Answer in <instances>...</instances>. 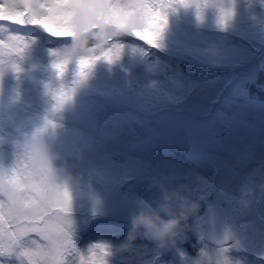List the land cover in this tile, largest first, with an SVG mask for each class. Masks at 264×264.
Returning <instances> with one entry per match:
<instances>
[{
  "label": "trees",
  "instance_id": "16d2710c",
  "mask_svg": "<svg viewBox=\"0 0 264 264\" xmlns=\"http://www.w3.org/2000/svg\"><path fill=\"white\" fill-rule=\"evenodd\" d=\"M174 3L165 10L166 18L171 21L168 36L185 44L192 54L173 57L158 43L150 46L135 36H123L119 40L120 51H113L111 59L101 58L105 61L82 79L79 109L54 111L52 119L61 127L62 137L45 140L56 157V165L66 169L69 181L67 191L73 204L72 239L78 241L69 264H80L81 257L90 255L98 245L105 253V264H156L155 260H136L130 253H160L161 244L155 239L143 234L130 239L133 219L144 212L139 204L129 201L131 192L141 187L139 176L143 168L151 171V177L140 195L151 214L165 220L182 217L179 227L170 234L173 247L158 255L163 264H264V237L261 236L264 219L258 216L250 195L245 197L241 222L229 216L233 241L203 240L196 245L194 253L188 233L192 226L189 210L182 208V213L178 212L185 198H194L197 194L200 178L219 167L220 162L233 163L239 151L253 148L254 157L247 164V172L254 173L264 167V82L258 81L261 88L252 85L258 90L255 91L248 86V77L241 69L226 66L244 64L263 49L264 29L260 27L264 26V0H225L232 11L228 23L244 27L252 22L261 24L260 30L243 34L220 27L214 20L219 18L215 8H210L207 18L198 19L179 13V5ZM10 35L20 36L29 43L18 61L21 70L16 72L5 67L0 74V109L6 101H17L32 104L31 114L44 112L53 106V99L36 97L30 90L29 78L33 77L35 69L53 65L57 60L53 50L67 45L70 40L34 26L8 25L0 30V39ZM86 46L91 48L92 42ZM90 55L102 56L103 53L96 50ZM260 64L264 67V56ZM24 74L29 76L28 81L23 79ZM113 87L120 89L123 101L118 103L103 96V92H112L105 89ZM51 88L56 94L61 91L56 83ZM155 91H164L168 97L154 98ZM183 109L203 112L211 118L209 131L218 150L206 148L200 157H190L176 146L158 147L153 155L145 147L134 146V141L145 135L142 136L143 132L154 138L160 134L170 135L173 142H181L185 128ZM27 115L21 111L17 122H22ZM92 115L98 119L100 131V146L95 155L84 142L95 129L90 119ZM226 121L230 128L228 143L223 145L219 125ZM8 131L7 127L0 126V139L6 137ZM16 152L17 148L0 146V168L10 171ZM104 172L124 173L118 178L122 179L119 181L121 191L114 196L116 218L101 214L107 200L101 180ZM127 175L129 179L125 181ZM29 236L39 241L37 234ZM23 238L22 244L26 245L29 237ZM19 253L20 246L10 255H3L0 250V264H21L24 258Z\"/></svg>",
  "mask_w": 264,
  "mask_h": 264
},
{
  "label": "rangeland",
  "instance_id": "374dc122",
  "mask_svg": "<svg viewBox=\"0 0 264 264\" xmlns=\"http://www.w3.org/2000/svg\"><path fill=\"white\" fill-rule=\"evenodd\" d=\"M173 3L179 5V13L183 12L187 15H192L193 18H198L197 9L195 7H186L180 2V0H173ZM210 10V8L203 10L201 16L207 18L211 14ZM214 20L215 22H218L219 18H215ZM170 23L171 21L167 19V23L164 25L157 43L162 47L165 53L173 57L184 56L186 53L192 54V52H188L185 44L168 36V26ZM260 26L261 24L256 22H252L246 27L243 25H233L228 23L227 28L223 29L243 34L245 31L260 30ZM260 28L264 29V26ZM206 54L210 53L206 52ZM211 54H213V52H211ZM263 56L264 44L263 49L258 50V52L244 64H229L226 66L229 68L238 67L248 77V86L255 85L256 87L261 88L258 81L264 82V67L260 64ZM190 59L194 60V57L190 55ZM103 61L105 60H96L86 69L83 76L79 74V69L75 63H71L62 76L57 75L52 65L43 69H35L33 77L29 78L30 81H28L29 76L24 74L23 79L29 82L31 92L41 99L51 97L53 99V106L44 112L31 114L30 111L32 104H25L17 101L4 102L0 109V126L7 127L9 131L6 137L0 139V146L8 145L17 148V145L26 135L35 132L37 129L44 130L45 139L47 137L61 139V127L52 119L55 113L54 111L79 109L80 97L83 92L81 81L82 79L87 78L89 73ZM197 62L202 63L201 59H197ZM55 83L60 85L61 91L67 94V99H65L62 104H59V106L57 99L54 98V96H57L58 94L53 92L51 88L52 84ZM253 89L258 91L254 87ZM105 90L112 91L109 94L103 92V96L109 98L110 101L118 103L123 101L124 95H120V89L113 87ZM153 96L158 99L168 97L164 91H155L153 92ZM183 110H185L183 112L185 128L182 132L181 142H173L169 138L170 135L160 134L158 138H154L153 136H149V133L143 132L142 136L145 135L139 140L134 141V146L136 148H140V146L145 147L146 151L151 155L155 153V149L158 147L165 146L170 148L176 146V149L190 157H200L204 154L206 148L218 150L214 138L212 137V133L209 131L211 118H208L207 114L203 112H195L188 109ZM21 111L24 112L25 115H30H27L22 122H17L18 114L20 115ZM90 119L94 122L95 129L91 136L84 138V142L87 146H91L92 154L95 155V152L100 146L99 122L94 115H92ZM229 128L230 123L228 121L219 125L221 142L223 145H227L228 143ZM251 149L253 148L248 147L245 150L236 153L233 163H231V161L220 162L219 167L207 172V174L200 178L199 190L197 191V194L194 195V198L193 196H188L182 201V206L179 208L178 212L179 214L182 213V208H188L189 210V219H191L192 226H190L188 233L190 241L192 242L193 253L196 252V245H199L203 240L211 243H227L233 240L229 225V216L233 217L238 222H241L243 219V211L246 207L245 197L247 195L252 197L258 216L264 219V167H261L254 173L246 171L248 162L252 161L254 157ZM94 155L91 156L93 157ZM215 158L219 159L217 155ZM123 174L124 173L122 172L116 174L104 172L103 176H101V180L104 183V188L107 192V200L101 209V214L113 218L117 217V212L114 210V196L121 191V183H119V181L122 179L118 180V178L122 177ZM150 177L151 171L143 168L139 176L141 187L137 191L131 192L129 196L130 202L136 203L137 205L139 204L144 212L149 213H151L149 210L150 207L145 204L146 202L141 198L142 196L140 194L143 191H141V189H144L149 183ZM88 178H90L89 180L92 179L90 176ZM126 178L128 179L129 176H124L125 181ZM117 183L118 185H116ZM177 207L179 206L177 205ZM193 208L194 210H191ZM227 208L232 211H229ZM4 226L7 227V224ZM261 236L264 237V231L263 233L261 232ZM260 240L262 241V238ZM23 241L24 238H22V242ZM173 245V236H167L164 243L160 245V253H164L169 247H173ZM77 246L78 241L73 239V246L64 257L65 264H69L71 256L75 253ZM238 246L245 249L242 244H239ZM14 249L1 250V253L3 255H10ZM130 253L134 254L136 260L143 259L145 262L149 260L152 262L155 260L156 264H163L158 256L160 253L147 254L146 252L137 253L135 251H130Z\"/></svg>",
  "mask_w": 264,
  "mask_h": 264
},
{
  "label": "snow or ice",
  "instance_id": "6c2138e0",
  "mask_svg": "<svg viewBox=\"0 0 264 264\" xmlns=\"http://www.w3.org/2000/svg\"><path fill=\"white\" fill-rule=\"evenodd\" d=\"M130 0H0V30L8 25L34 26L57 37L76 39L73 21L88 23L101 15L105 8L124 6ZM169 5L160 4L153 11L147 3L143 11L150 25L164 19L160 9ZM185 6L187 4L185 3ZM136 36L149 38L150 33L139 32ZM10 35L5 43H12ZM153 40L149 39V43ZM118 51V50H115ZM111 53H104L107 59ZM88 61L82 62L87 64ZM57 68L62 66L57 64ZM83 75V72L81 73ZM67 99V94L57 95L58 106ZM73 204L66 185L50 184L43 177H33L22 167L0 172V250H12L20 246L21 264H65L64 257L73 246ZM7 224V227L4 225ZM35 233L39 241L31 239ZM29 237L22 244V238ZM102 246H96L91 254L81 257V264H104Z\"/></svg>",
  "mask_w": 264,
  "mask_h": 264
},
{
  "label": "clouds",
  "instance_id": "9594fccd",
  "mask_svg": "<svg viewBox=\"0 0 264 264\" xmlns=\"http://www.w3.org/2000/svg\"><path fill=\"white\" fill-rule=\"evenodd\" d=\"M180 2L195 7L198 19L202 18L201 13L203 10L207 8L217 9L218 23L222 28H227L232 17V11L225 0H180ZM145 3L151 6L153 11L156 10L157 5H169L167 8L160 9L164 19L156 25H150L142 7ZM172 6L173 0H130L124 6L112 7L109 5L101 15L94 17L88 23H81L79 20L73 21V29L78 38L72 39L67 45L53 50V55L57 57V60L52 67L58 76H62L67 66L75 60L79 74L83 76L86 69L96 60L106 58L104 53H112L115 50L120 51L122 45L119 40L123 36H135L145 44L155 45L164 25L167 23L165 10ZM137 31L150 33L149 38L136 36ZM50 34L55 36L52 33ZM149 39L153 42L149 43ZM7 40H9V37L0 39V74H2L5 67H10L16 72L21 70L18 61L23 58L29 43L20 36H16L10 44L5 43ZM89 41L93 45L91 48L86 46ZM96 50H101L103 55H90ZM84 61H88V63L86 65L82 64ZM57 64L62 66V70L55 66ZM54 98L57 99V96H54ZM55 160L56 157L50 151V147L44 138V130L37 129L35 132L26 135L17 145L14 167H22L27 174L33 177H43L50 184L69 186L66 169L58 167ZM5 170L0 168V172ZM191 210H194V208ZM181 219L182 217H176L165 220L149 212H143L133 219V231L130 239H134L137 234H143L163 244L165 238L179 227Z\"/></svg>",
  "mask_w": 264,
  "mask_h": 264
}]
</instances>
